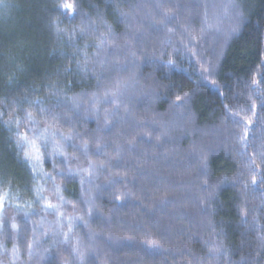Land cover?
Wrapping results in <instances>:
<instances>
[{
  "label": "trees",
  "instance_id": "1",
  "mask_svg": "<svg viewBox=\"0 0 264 264\" xmlns=\"http://www.w3.org/2000/svg\"><path fill=\"white\" fill-rule=\"evenodd\" d=\"M0 264H264V0H2Z\"/></svg>",
  "mask_w": 264,
  "mask_h": 264
},
{
  "label": "snow or ice",
  "instance_id": "2",
  "mask_svg": "<svg viewBox=\"0 0 264 264\" xmlns=\"http://www.w3.org/2000/svg\"><path fill=\"white\" fill-rule=\"evenodd\" d=\"M0 2H2V0H0ZM61 7L65 8V9H69L71 10L73 8V5L72 4H63ZM171 63V62H170ZM31 114H29L30 116ZM43 133L39 134L36 139H41L43 137ZM21 139H24V140H27V137H21ZM28 143L30 144L31 148L37 153V156L36 158L39 159V148L37 147L36 143H35V140H32V141H28ZM25 157L26 158H31L29 156V153L28 152H25ZM51 206V205H49ZM15 227V226H14Z\"/></svg>",
  "mask_w": 264,
  "mask_h": 264
}]
</instances>
